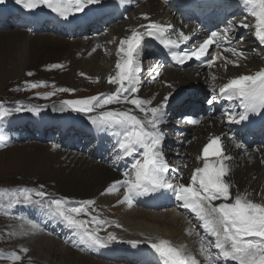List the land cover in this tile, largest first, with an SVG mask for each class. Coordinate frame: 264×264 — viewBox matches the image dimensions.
<instances>
[{"label":"snow or ice","instance_id":"1","mask_svg":"<svg viewBox=\"0 0 264 264\" xmlns=\"http://www.w3.org/2000/svg\"><path fill=\"white\" fill-rule=\"evenodd\" d=\"M2 2L3 0H0V3ZM120 2L125 3L126 0ZM242 2L247 7L249 15L256 18L255 35L261 43H264V0H242ZM16 3L28 10L46 5L59 16L68 18L75 13L84 12L89 6L101 4L102 0H16ZM143 17L149 20V23L140 26L142 31L132 29L130 35L119 40L116 71L114 75L108 77L109 83L117 85L115 91L65 102L74 110L86 114L101 110L98 115L91 118V123L98 127L119 130L118 148L122 156L140 153V158L134 160L131 169L123 173L124 179L114 181L101 195L118 192L124 187L123 199L118 203L127 202L128 206L132 207L137 197L171 190L182 207L191 210L201 221L202 228L214 238V243L212 240H207V246L204 241L201 242L200 251L205 257L206 264H220L221 261H234L236 264H264V203L251 199V194L247 192L237 191L233 195L234 184L229 179L228 163L232 157L227 155L222 137L212 136L203 147L202 155L198 157L202 160L203 166L194 169L190 183L186 185L174 182L168 176L169 165L162 150L165 133L160 127L167 116L165 108L171 93L163 97L156 106H152V99L144 100L136 96L129 99L130 94L138 92L141 57L149 38L159 40L169 49L178 48L180 44L190 40V36L183 32L172 37L169 34L171 26L152 21L147 14H143ZM240 26L249 27L243 22H240ZM231 31L230 26L223 29L222 33L213 32L197 46L187 51L173 50L171 55L181 64L194 58L199 60L209 55L211 46L219 48L222 42L232 43L233 38L229 36ZM227 51L237 57L244 56V52L238 51L235 47H230ZM216 59V56H212L208 64H214ZM52 67H61V65H52ZM215 79L216 77H213V80ZM42 83H32L30 86L37 88ZM61 91L69 90L61 89ZM219 95L230 101H238L243 109L240 113L232 110L225 112L224 116L228 123H240L248 118L249 113L264 110V69L258 70L255 74L239 75L230 79L220 87ZM120 103L133 105L140 114L130 110H102L108 105ZM10 115L9 109L0 106V119ZM231 139L236 147H245L243 143L237 142L235 136ZM43 187L41 185L40 190L19 188L12 190L10 195H6L8 189H0V201H8L7 204L0 203V209L21 203L40 205L62 220L68 228L76 230L80 242L88 247H105L117 239L115 233H109L104 237L99 235V228L108 221L98 216H91L89 221L78 218L81 213L88 211V207L95 203L94 200H85L77 206L69 207L67 198H48L49 194L43 191ZM217 201L219 203H216ZM29 224V230H41L38 223L29 221ZM89 224H94L96 227L90 228ZM145 242L158 254L162 264H200L184 245H175L168 239H158L155 242L151 239L136 240L130 243L138 245ZM23 251L27 252L28 249L25 248ZM10 259L20 260L21 257L13 253Z\"/></svg>","mask_w":264,"mask_h":264},{"label":"rangeland","instance_id":"2","mask_svg":"<svg viewBox=\"0 0 264 264\" xmlns=\"http://www.w3.org/2000/svg\"><path fill=\"white\" fill-rule=\"evenodd\" d=\"M138 7L139 5L136 8ZM171 10L174 11L175 9L172 8ZM126 19L127 18L122 21H125ZM180 21L185 22L186 20L183 21L181 17ZM26 31L28 30L20 28L16 23H12L9 20H7V23H2L0 25V68L1 64L3 66L0 72H5V78H7L5 79L6 83L3 88L5 91L0 92V106L11 111V115L4 118L0 126V189H8L9 192L6 193V195H10L12 190L19 188L33 189V187L35 190H40V186L43 185V191L49 194L48 198L85 200L84 198H79L78 195L71 191H68L66 188V181L69 179H77L86 183L92 182L95 176L94 169L89 168V166L87 167L80 160L87 157V152L91 151L89 157L92 159L94 158L96 163L106 165L103 160L106 159L107 156H105L103 151L102 155L101 152H98L101 145L100 147L97 146L100 142L96 141L95 134L88 132V128L86 126L83 128L82 124L78 127L76 123L78 121H88L91 123V118L98 115L101 110H96L85 115L82 112L74 109L72 110L71 107L65 103L64 99L68 101L67 98L76 97L77 99H80L110 92L104 91L101 88L102 86H100V81L98 79L92 80L91 78L85 79L84 83H78L73 87L72 83L70 85V80L66 74L64 77L49 74L47 76L43 75V77L40 78L33 75V72L31 71V75H28L29 72H27L25 73L27 76L24 74L23 77L18 78L17 80L16 78L21 65H24L28 61L29 54L25 53L23 57L20 56V53L23 51V47L26 44ZM43 33L44 32L41 31L39 33L40 35H38L39 37L36 34V36L33 37L34 40H32V42H36L37 40V43L40 45L44 40V37H46ZM236 33L238 34V32ZM52 41L56 42L55 40ZM148 45L149 44L147 43V46ZM150 46L153 47L152 45ZM11 48L12 51H6ZM69 49L72 50L73 47H70ZM145 49L146 46L144 45V50ZM46 50L48 51V49ZM47 51L38 52L41 57L39 62L45 60L44 62L54 65L55 62L53 61L59 60L61 58L60 55H64L63 53L58 55L59 53H51ZM13 52H17V54H14ZM147 58H149V56L146 57L145 60ZM35 60L36 58L32 59V61ZM44 62L41 65H43ZM112 62L113 65L116 64L115 59H112ZM143 65L144 64H142V66ZM64 73L67 72H63V74ZM141 74L143 73L140 72L139 75L141 76ZM156 74L157 70L152 69L146 74V78L152 76L154 77L153 80H147L143 77L144 75L142 78H139V85L144 84L143 88H140L139 94H141L145 100L152 99L157 91L155 83L158 81V76ZM31 76L33 78H31ZM78 78L76 83L78 82ZM9 79L15 80L9 81ZM41 82L43 83L39 88L37 87L38 89L30 86L32 83L39 84ZM195 84L202 85V87L192 85L194 89L189 91L190 93L188 96L193 92L201 91L202 95L200 96L199 101L203 103V100L208 93L207 88L204 87V84L206 83L197 81ZM192 86L185 88L187 90ZM1 89L2 81L0 80V90ZM60 89H68L69 91H61ZM47 93H53V96L47 97ZM185 99H187L186 96L183 100L179 99L175 107L174 105L169 104L170 97L168 99L165 108L167 116L162 123L164 126L162 131L165 133V138L162 142V149L164 150L163 153L164 156L167 157L168 163L173 165L180 164L181 171H179V173L186 175V170H189V174L191 171V154L198 147V137L190 134H188L189 136H187V134L181 135L182 131L186 130L184 126H181L182 117L192 115L191 113L186 114L185 112L187 110L184 112L180 110L179 104ZM17 108L20 110L17 111ZM114 109L121 111L130 109L131 111L136 112V114L138 111L134 106L131 108L127 103L124 105L123 103L119 104V106L116 104L108 105L102 110ZM171 113L172 118L169 120L170 124L168 125V116H170ZM47 115L51 116L52 121L46 119ZM1 120L2 119H0V122ZM72 123H75L74 125L79 129L71 128ZM176 123L178 125H176ZM178 126L181 127L182 130L177 132L175 130ZM190 129L192 130V128ZM88 140L90 141L88 142ZM48 144L55 145V149L53 148L50 153L43 155L40 159V161L44 162L46 165V175L44 176L46 179L37 175L32 176L30 175L31 173L29 174L28 170L24 173L20 170L13 171L12 168L15 164L25 163L24 155L26 152L32 153L35 151V146ZM84 150H86V154ZM245 153V151L239 150L237 151V157ZM99 159L101 161H99ZM233 164L239 166L242 164V161L235 158ZM23 166L26 165L23 164ZM189 174H187V176H189ZM176 180H179L180 183L183 184L191 182L190 177L188 179H178V174H176ZM168 192L169 190L166 191V193ZM146 198V196L137 197L132 207H129L127 202H125L127 209H125L124 212L132 211L134 208L138 210H147L148 212H158L167 219V227H175L172 224L175 223L179 224L183 231H189L194 235L197 234L201 237L204 236V234H202L203 228L197 225V222L191 218L187 212L188 209L181 207V202H179L180 207L174 203L175 200L173 199V203L167 206L148 207L145 203ZM86 200L92 199L87 198ZM0 203L7 204L8 201L4 200L0 201ZM96 205H93L92 207H95ZM41 208L40 205L21 203L11 204V206L7 208L0 209V264H134L133 260L137 259L136 254L142 253L145 255V253H148V251L142 246V243L132 245L133 247L131 248L121 245L117 246L118 244H115L113 248L107 250V252L112 250V252L115 253L110 256H105L104 252H100L104 253L100 255L93 252L94 250L86 251L84 247H82L84 251L81 249V251L75 250L64 241L60 235L50 230L54 221H58L59 218L53 216L47 209L48 215L46 214L45 217L49 220L48 224L45 225L40 221V219L44 217ZM89 208L90 207H88L86 213H82L79 216L85 217L91 211ZM115 213H109L108 216L113 219V217L116 216ZM82 219L84 220V218ZM152 219L158 220L156 217ZM29 221L40 224L41 230H29ZM107 225L113 224L110 221ZM57 229H59V227ZM66 233L68 232L65 231V234ZM115 242L123 241L117 238ZM74 246L79 249L78 244L74 243ZM25 248L28 249L27 252L23 251ZM67 248L70 249L71 252H69ZM85 251L89 254H84ZM13 253L19 255L21 259H10ZM138 259L142 262L144 258Z\"/></svg>","mask_w":264,"mask_h":264},{"label":"bare ground","instance_id":"3","mask_svg":"<svg viewBox=\"0 0 264 264\" xmlns=\"http://www.w3.org/2000/svg\"><path fill=\"white\" fill-rule=\"evenodd\" d=\"M171 9V7L166 9L164 3L160 2V0H146L138 8H135L134 11L128 15L125 21L110 24L108 28L101 29L100 31H96L91 28L82 29L79 33H75L73 37L66 38L59 36L52 30V27L44 25L41 31L44 32L43 34L46 37H44V40L40 43V45L37 43V40L36 42H32V40H34L33 37L36 36L37 33H30L29 31H26V44L23 47V51L20 53V56L23 57L25 53L29 54L28 61L24 65H21L16 79L18 80V78L23 77L25 73H30L31 71L33 72V75L40 78H42L43 75L47 76L49 74L64 77L66 74L70 80V85L72 83L73 87H75L78 83H84L86 78H91L92 80L98 79L100 81V86H102L101 88L104 91L110 93L114 92L117 85L109 83L108 77L110 75H114L116 71V64L113 65L112 59H115L117 62L118 57L116 52L119 47V40L127 35H130L132 29H138L139 24L148 21L144 19L143 14H147L150 20L162 19L166 24L179 25L187 33H189L193 39H198L204 34V30L201 29L200 25H198L194 19H192L193 21L186 20L185 22H181V15H179L176 10L173 11ZM239 30L240 27L233 29L235 34H237L236 32ZM39 33L37 36L40 35ZM52 40H55L56 42ZM70 47H73V49H69ZM149 48L153 49L151 46H149ZM46 49H48V51ZM6 51H12V48ZM40 51L59 53L58 55L63 53L64 55H60L61 58L59 60L53 61L55 62L54 65H61V68L51 67L52 65L44 62L45 60L43 61L44 66L41 65L43 62H39L41 57L38 52ZM17 52L13 53L17 54ZM33 58H36V60L32 61ZM143 64V70L141 71L143 74H141V76L138 75L139 78H142L143 75V77L146 78V74L152 69H156L157 72L160 70L159 75H157L158 81L155 83L157 86V91L152 97V106H156L162 101L163 97L168 96L169 93L172 95L173 93L179 91L180 88L195 85L197 81H202L204 83H207L208 81L207 70L200 71L194 67H185L184 69L167 67L161 63L160 59H157L156 56L147 58ZM261 66L262 58L255 55H250L247 60L242 62L241 66L228 67L223 65V68H218L217 71L220 72V74H224V77L227 78L231 75L235 76L239 74H245L250 69H257ZM2 67L3 66L1 64L0 70ZM63 72L67 73L63 74ZM32 76L31 78H33ZM77 78L78 82L76 83ZM153 78L154 77L149 76L146 79L153 80ZM5 79H7L5 78V72H0V80L2 81V89L0 92L5 91V89L3 90L6 83ZM13 80L15 79H9V81ZM201 95V91L191 93L187 99L179 104L180 110L184 112L187 109L193 107V105L197 104ZM204 109H202V111H204ZM137 114L139 115L140 113L137 111ZM181 126L185 125L181 124ZM213 132L225 133L226 147L229 156L232 157L228 163L230 168L229 179L234 184L232 189L233 195H235L237 191L240 193L247 192L251 194V199L264 203V145L257 143L249 148L236 147L235 143H233L231 139L233 137L232 134L226 129L222 128L219 121H212L210 118H208L200 126L192 128L191 132L188 133L192 136L198 137V147L191 154L192 164L190 173L194 168L203 166V163H201L198 159L200 147ZM54 147L55 145L53 144L35 146L34 152H26L24 155L25 163H14L15 166L12 168L13 171L20 170L22 173H24L28 170L29 174L31 173L30 175H37L43 179H46L44 177L46 175V165L44 162L40 161V159L43 157V155L50 153ZM239 150H243L246 153L237 157V151ZM235 158L241 160L242 164L235 166L233 164ZM82 159L83 160L80 161H82L84 165L94 169V179L92 182H88L89 184L77 179H69L66 181V188L68 191L78 195L79 198H89L94 200L100 207L98 214L99 216H104L112 212L115 213L116 211V216H114L113 219L108 216V219L112 220L111 222L113 225H106L105 232L102 233L103 237L107 236L109 233H115L118 239L127 243L136 240L147 241L151 239L155 242L158 239H168L175 245H184L186 250L193 253V255H195L198 260H205L204 256H201L200 254L201 242L204 241L205 244L207 243V240H212L214 242L213 237H211L209 234L201 237L197 234L194 235L189 231H183L181 226L175 223H172L175 227H167V219L158 212H148L147 210H138L135 208L132 209V211L130 210L128 212H124L125 209H127L125 202L122 204L118 203V201L123 199L125 193L124 187H121L124 189L120 188L118 192L101 195V193H104L105 189L114 181L123 180V174L115 171L112 166L96 163L94 158L92 159L88 155ZM23 164L26 166H23ZM168 165L172 172L171 174L168 173V176L174 181L176 180V173L181 171L180 164L173 165L168 163ZM187 174H189V170H186V175ZM216 203H219V201ZM89 210H91L92 215H94V207L89 208ZM155 217L158 218V220L152 219ZM199 222L200 223L197 222V225L201 226V221ZM117 225L120 226L117 227ZM50 230L52 231L51 227ZM113 242L115 241L107 244L108 249L113 248L115 245L112 244ZM142 244L150 245L146 242ZM131 245L133 244L131 243ZM67 250L71 252L70 249L67 248ZM151 250L154 251L153 249ZM93 252L100 255L104 254L96 251ZM155 255H157V253H155ZM136 257L137 259L133 260L134 264H155L152 261H149L148 263L144 262L145 258L148 257V253H145V255L138 253L136 254ZM138 258L144 259L141 262V260Z\"/></svg>","mask_w":264,"mask_h":264},{"label":"water","instance_id":"4","mask_svg":"<svg viewBox=\"0 0 264 264\" xmlns=\"http://www.w3.org/2000/svg\"><path fill=\"white\" fill-rule=\"evenodd\" d=\"M197 85V84H195ZM186 86V85H185ZM193 87V86H192ZM190 87V88H192ZM189 88V89H190ZM186 88H180L179 91L175 92V94L173 93L171 96H170V102L172 101H175L179 96H181L184 92H185Z\"/></svg>","mask_w":264,"mask_h":264}]
</instances>
